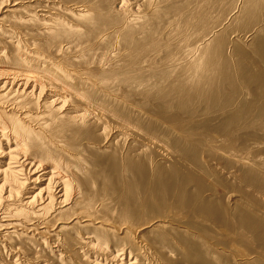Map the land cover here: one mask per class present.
Instances as JSON below:
<instances>
[{"label": "bare ground", "instance_id": "1", "mask_svg": "<svg viewBox=\"0 0 264 264\" xmlns=\"http://www.w3.org/2000/svg\"><path fill=\"white\" fill-rule=\"evenodd\" d=\"M156 1L0 0V264H264V0ZM103 62L199 118L127 111Z\"/></svg>", "mask_w": 264, "mask_h": 264}, {"label": "rangeland", "instance_id": "2", "mask_svg": "<svg viewBox=\"0 0 264 264\" xmlns=\"http://www.w3.org/2000/svg\"><path fill=\"white\" fill-rule=\"evenodd\" d=\"M74 2V1H73ZM73 2H71L70 4H69V6L72 4V8L74 7V8H79L80 6H86V4L88 5V2H85V1H83V2H78L79 3V5H77L78 3H73ZM133 2V1H132ZM157 2H158V0L156 1V3L155 4H153L151 7H153V6H155L156 4H157ZM85 4V5H84ZM137 7V8H136ZM135 8L137 9V11L135 12V13H138V14H140V13H145L147 10H150V9H148L147 7H146V9H144V8H142L141 6L139 7V5L137 4H135ZM140 8V9H139ZM142 8V9H141ZM144 9V10H143ZM138 11H140V12H138ZM241 23V21H238V22H236V24L235 25H233L232 27H231V29H233L232 31H236V32H234L235 34L237 33V35H235V36H240L243 40H248L247 38H246V33H245V31H241L239 28H238V25ZM226 24H228V23H224L223 25H222V27L224 26H228V25H226ZM174 24H170L169 26H168V29L169 30H171V29H173L174 30V26H173ZM253 26H254V24L251 22V21H249V20H247L246 21V27H247V29L248 30H250L251 28H253ZM173 27V28H172ZM167 29V30H168ZM218 29H221V28H218ZM217 29V30H218ZM223 29V28H222ZM222 29H221V31H222ZM82 31V30H81ZM206 30H200V34H203L204 32H205ZM80 32V31H79ZM168 32H170V31H168ZM242 32V33H241ZM78 34H80V33H78ZM241 34V35H240ZM74 35H77V34H74ZM233 35V36H234ZM78 36V35H77ZM77 36H75L74 37V39L73 38H69V35H67L66 34V36L64 35V37L62 36L61 38H60V40L62 41L61 43H59L60 45H63L65 48H67V54H65V53H63V52H61V54L59 55V57L57 58L58 60L57 61H61V60H65V59H72L73 61H74V63L75 62H81V61H83L84 60V56H82V53H81V50H83L84 48H83V46L85 47V46H87L89 43H87V44H79V42L76 40L77 39ZM247 36H248V34H247ZM66 37H68V38H66ZM63 38V39H62ZM185 38V37H184ZM65 39V41L63 42V40ZM72 39V40H71ZM176 40H177V42L179 41V42H181L182 41V43H184V44H186L187 42H188V39H185V41H184V39H183V37H177L176 38ZM70 41V42H69ZM76 43V44H75ZM54 44V43H53ZM59 44H56V45H58V46H60ZM66 44V45H65ZM183 44V45H184ZM26 47H24V49H25ZM80 48V49H79ZM83 48V49H82ZM86 48V47H85ZM23 49V50H24ZM78 52V53H77ZM195 55V51H188V57L189 58H192L193 56ZM80 56V57H79ZM196 56V55H195ZM79 57V58H78ZM188 58V59H189ZM191 60H193V62L196 60V57H193ZM232 61V60H231ZM230 61V62H231ZM53 62H55V61H53ZM105 63H106V65H110L108 62H103L102 63V65H100V69L102 70V69H104L103 71H105V73L107 72L108 74H112V75H114L115 77H118V80H120V81H118V82H120V84L121 85H119V86H116V87H114L112 90H110V92H109V94L111 95V97L113 96V98H115L118 102H124L123 100H124V95H125V93H127L128 95H130L131 97H132V100L131 101H129L128 99H125V102L124 103H122V105H124L125 106V108H126V110L127 111H129V112H131V113H134V114H137L138 116H140V117H146V116H150V118H152L153 117V119L155 120L156 118H161L162 116H168V115H173V113H174V111H176L175 112V114L174 115H176L177 113V115H179V113H180V115H181V117L179 118V122H187L188 120L189 121H192L191 119H193V120H195V119H197V118H199L198 116H197V114L196 115H193L192 114V112H188L187 110H185V109H181V108H178V107H176L175 109L173 108L172 110L171 109H168V110H165V111H167V113L166 112H164V111H162V112H156L155 111V105H156V102H154L155 100H157V103H159L158 102V97H159V95L161 94V93H163V92H167V93H170V86H166V84H168L170 81H163V83H161L159 80H158V78H160L161 79V76L163 77L164 75H166L168 72L167 71H161V70H152V69H150V67H149V65L148 64H145L144 66H139V65H134V66H131V67H127L129 70H126V71H124V72H122V73H118V74H114L113 73V71L111 70V68L110 67H108V66H106L105 65ZM182 63V61H179V63H176L175 65H174V67H177V66H179L180 64ZM213 64V62L212 61H210L209 62V65H212ZM74 65V64H73ZM76 65H80V64H76ZM76 65H74V66H76ZM104 65V66H103ZM83 68H85V65L84 66H82ZM82 67H80V68H82ZM133 67V69H130V68H132ZM136 67H140L139 69H137ZM173 67V66H172ZM125 68V66H123V65H121V66H119V69L120 70H123V69ZM135 68V69H134ZM149 68V69H148ZM70 69L71 70H75L74 68H72V67H70ZM126 69V68H125ZM107 70V71H106ZM98 71H100V70H98ZM170 71V70H169ZM69 72V71H68ZM115 72V71H114ZM133 72V73H132ZM171 72V71H170ZM164 74V75H163ZM135 75V76H134ZM138 76V77H137ZM83 77V76H82ZM80 78V76H79V78H80V80H81V82L83 81V82H87L84 78L85 77H83V78ZM112 78V77H111ZM144 78H146V79H144ZM188 78V77H187ZM93 82H94V80H93ZM237 82H239L240 83V81L239 80H237ZM124 84V85H123ZM134 84V85H133ZM125 86V87H124ZM131 86H132V88H131ZM135 86V87H134ZM131 88V89H130ZM136 88H138V90L139 91H143V95H141V96H137L136 95V93L137 92H139ZM133 89H134V92H132L133 91ZM137 91H136V90ZM141 89V90H140ZM163 91H162V90ZM127 90V91H126ZM132 90V91H131ZM242 90V89H241ZM136 91V92H135ZM159 91V92H158ZM229 91H233V90H229ZM242 91H244V90H242ZM112 92V93H111ZM155 92V93H154ZM134 93V94H133ZM159 94V95H158ZM150 96V98H149V96ZM154 95V96H153ZM157 95H158V97H157ZM147 96H148V98H147ZM153 96V97H152ZM153 98V99H152ZM146 99V100H145ZM244 99V98H243ZM151 100V101H150ZM150 101V102H149ZM153 102V103H152ZM126 103V104H125ZM131 103V104H130ZM152 103V104H151ZM160 103H161V101H160ZM126 105H128V106H126ZM133 106V107H132ZM154 107V108H153ZM132 108H134V109H132ZM137 109V110H136ZM177 109H178V111H177ZM181 111H180V110ZM170 110V111H169ZM185 110V111H184ZM142 111V112H141ZM144 112V113H143ZM188 112V113H187ZM155 117V118H154ZM185 117V118H184ZM196 117V118H195ZM158 120V119H157ZM157 120H155V121H157ZM1 185V184H0ZM5 194V191L4 192H1L0 191V196H3ZM86 203H88V202H86ZM69 208V207H68ZM69 212V211H68ZM67 213V212H66ZM72 212H70V213H67L66 215H63L64 217L63 218H66V217H70L72 214H71ZM20 218V217H19ZM152 218H154V217H152ZM152 218H150V219H152ZM10 219H12V220H14V218H10ZM21 219V218H20ZM51 230H52V228H51ZM73 232H75V233H79L80 235H81V233H82V235L83 234H85V233H89L90 231L89 230H85L84 231V229L83 230H81V231H78V230H73ZM81 232V233H80ZM30 237L32 236V235H29ZM35 248L37 247V250H39L40 249V246H34ZM33 247V248H34ZM39 253H40V251H38ZM41 253H42V251H41ZM147 261V262H146ZM149 260L148 259H144V263L143 264H147V263H150L151 264V262H148ZM75 262V261H74ZM76 263V262H75ZM124 263H126V262H124ZM77 264V263H76Z\"/></svg>", "mask_w": 264, "mask_h": 264}]
</instances>
